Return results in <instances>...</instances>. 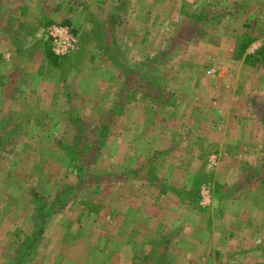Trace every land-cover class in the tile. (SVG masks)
Segmentation results:
<instances>
[{
	"label": "rangeland",
	"instance_id": "obj_1",
	"mask_svg": "<svg viewBox=\"0 0 264 264\" xmlns=\"http://www.w3.org/2000/svg\"><path fill=\"white\" fill-rule=\"evenodd\" d=\"M260 48L256 0H0V264H264Z\"/></svg>",
	"mask_w": 264,
	"mask_h": 264
},
{
	"label": "crops",
	"instance_id": "obj_2",
	"mask_svg": "<svg viewBox=\"0 0 264 264\" xmlns=\"http://www.w3.org/2000/svg\"><path fill=\"white\" fill-rule=\"evenodd\" d=\"M247 6L245 4L243 5V8H244L243 11L249 10V8H247ZM248 13L249 12H247V14ZM256 26H257L259 32L264 34V0H256ZM6 42H8V44H9L8 45L9 50L13 53V51H15L16 47H15V45H13L14 43H13L12 38L10 41L6 39ZM6 49L7 48L5 47L4 50H6ZM5 71L6 70H4L3 72H0V78L6 79L8 76H10V72L5 74L4 73ZM34 78H36V77H34ZM2 85H5L7 87L6 83H3ZM9 87H11V89H12L13 85H10ZM14 88L16 89V86H14ZM11 94H12V96H10V98H12L14 96V93L11 92ZM241 102H242V104H244L245 100H243ZM237 106L242 107L241 105H236V107ZM203 113H204V110H203ZM234 113H237V111ZM206 116H208V115L206 114ZM226 116L227 117L229 116V111H228ZM240 120L241 119H239V121ZM241 124H245V123H241ZM190 125L191 126L189 128L191 130L190 131L191 132V139H192V143H193V145H195V147H191L192 145L190 142H187V143L185 142L184 146L180 145L178 148H175L173 152H170L171 156L168 158V160H170V159L175 160L174 158H176V156H178L179 159H186L187 163L190 164V170L196 171V166L198 167L202 163L203 158L206 157L205 156V150H206V146H207L206 139H208V136H206V132L204 129L205 121L198 123L196 125V127H194L195 125H193V124H190ZM198 130L199 131L204 130V131L202 133H197ZM198 136H199V138L197 139L196 137H198ZM203 136H204V138H202ZM156 143H157V145L160 144L159 142H156ZM187 144H189V145H187ZM191 173H193V172H191Z\"/></svg>",
	"mask_w": 264,
	"mask_h": 264
},
{
	"label": "built area",
	"instance_id": "obj_3",
	"mask_svg": "<svg viewBox=\"0 0 264 264\" xmlns=\"http://www.w3.org/2000/svg\"><path fill=\"white\" fill-rule=\"evenodd\" d=\"M53 45L52 50L56 55L64 56L75 48V38L65 27H51L49 32Z\"/></svg>",
	"mask_w": 264,
	"mask_h": 264
},
{
	"label": "trees",
	"instance_id": "obj_4",
	"mask_svg": "<svg viewBox=\"0 0 264 264\" xmlns=\"http://www.w3.org/2000/svg\"><path fill=\"white\" fill-rule=\"evenodd\" d=\"M201 13V11H200ZM194 19H196V21H199L200 19L202 21H205L207 19V15H203V14H197L194 16ZM264 57V51L263 48H260L257 52H256V59L257 58H261ZM41 233V232H40Z\"/></svg>",
	"mask_w": 264,
	"mask_h": 264
}]
</instances>
